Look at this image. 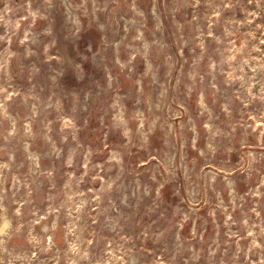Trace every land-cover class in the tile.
<instances>
[{
	"label": "rangeland",
	"instance_id": "374dc122",
	"mask_svg": "<svg viewBox=\"0 0 264 264\" xmlns=\"http://www.w3.org/2000/svg\"><path fill=\"white\" fill-rule=\"evenodd\" d=\"M0 264H264V0H0Z\"/></svg>",
	"mask_w": 264,
	"mask_h": 264
},
{
	"label": "bare ground",
	"instance_id": "6f19581e",
	"mask_svg": "<svg viewBox=\"0 0 264 264\" xmlns=\"http://www.w3.org/2000/svg\"><path fill=\"white\" fill-rule=\"evenodd\" d=\"M7 223V221H4V223H3V226L1 227V229L4 227V225Z\"/></svg>",
	"mask_w": 264,
	"mask_h": 264
}]
</instances>
